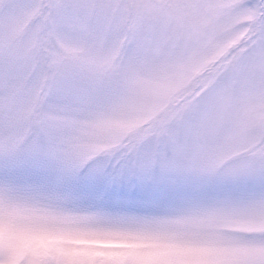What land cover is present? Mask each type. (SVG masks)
I'll use <instances>...</instances> for the list:
<instances>
[{"label": "snow or ice", "instance_id": "6c2138e0", "mask_svg": "<svg viewBox=\"0 0 264 264\" xmlns=\"http://www.w3.org/2000/svg\"><path fill=\"white\" fill-rule=\"evenodd\" d=\"M0 264H264V0H0Z\"/></svg>", "mask_w": 264, "mask_h": 264}]
</instances>
